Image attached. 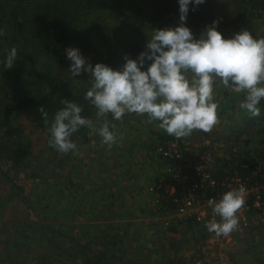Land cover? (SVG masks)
Wrapping results in <instances>:
<instances>
[{"label": "rangeland", "instance_id": "obj_1", "mask_svg": "<svg viewBox=\"0 0 264 264\" xmlns=\"http://www.w3.org/2000/svg\"><path fill=\"white\" fill-rule=\"evenodd\" d=\"M190 11L219 22L239 15L234 0H205L196 10H191L190 5ZM240 21L251 33L264 34V14L242 15ZM206 25L209 23L196 31L198 37ZM0 29L5 33L0 36V61L12 47L17 48L14 67L24 68L23 79L31 80L48 55L39 51L32 55L34 41L23 44L6 22L0 23ZM3 69L0 64V77ZM240 98L223 86H214V101L221 106L217 111L220 123L208 137L194 131L190 138H173L185 147L189 164L202 165L218 177L217 171L225 162L228 168L233 167L235 154H252L259 138L254 131L237 140L232 136L230 140L213 141L226 135L228 125L239 118ZM102 123L116 125L119 143L111 149L102 147L101 137L87 131V138L76 143L78 153L60 168L54 167V178L53 148L40 129L26 117L10 122L21 130L18 138L28 150L25 169L13 166L12 139L0 129V264H53V228L61 230L67 236L64 238L79 239L105 255H115L107 260L110 263L104 260L102 264H162L160 260L166 264H194L196 260L204 264H264V257L250 248L253 243L264 242V199L256 207L254 198H247L250 209L237 213L239 227L227 237L209 233L205 223L190 226L170 210L163 191L155 189L158 180L165 182L173 168L180 166V162L165 160L156 152L163 144L158 133L167 135L166 132L157 123L148 124L147 115L132 114L122 121H115L111 114L96 115L94 124ZM208 145L213 148L199 149ZM259 170L263 173L257 176ZM240 178L251 184L263 182L264 160L253 166L250 176ZM53 186L57 197H53ZM108 239L112 242L106 244Z\"/></svg>", "mask_w": 264, "mask_h": 264}, {"label": "trees", "instance_id": "obj_2", "mask_svg": "<svg viewBox=\"0 0 264 264\" xmlns=\"http://www.w3.org/2000/svg\"><path fill=\"white\" fill-rule=\"evenodd\" d=\"M234 3L237 5L238 18L223 19L217 26V30L225 38H230L241 30L250 31L240 21L242 15L259 17L264 14V0H234ZM104 15L108 18L105 19ZM213 20V17L206 14L200 15L199 12L189 11L186 26L192 30L196 38H199L196 31L204 24H211ZM1 22H6L13 35L22 38L23 44L34 41L35 51L32 55L36 51L48 55L41 61L38 71L32 74L31 80L23 79L26 72L22 67L3 69L1 72L0 129L3 130L4 136L12 139L10 146L13 149L10 150V156L13 166H21L25 169L27 161L24 158L28 155V150L21 145L18 138L21 130L11 126V120L26 117L48 139L47 126L38 109L44 106L51 120L54 113L63 107L61 101L64 98L82 105L84 109L82 115L92 119L93 123L96 118V108L84 99L85 92L91 86V78L88 73H82L74 78L68 72L71 64L65 52L68 47L79 48L93 65L102 62L118 69L125 63L123 59L125 54L135 59L141 51L145 50L153 29L175 27L180 20L178 0H0ZM252 35L255 38L264 37V34L252 33ZM149 63L150 61L145 63V70ZM242 98L241 96L240 99ZM259 107L261 109L259 117H251L241 110L239 118L233 120L225 129L228 131H226L227 134L219 135L213 140H230L232 136L237 140L243 135L250 134L251 131L259 135L258 145L252 154L247 152L246 154L243 152L244 156L242 152L235 154L233 167L228 168L225 162L226 164L224 163L218 169V180L227 176H250L253 166L260 160H264V100ZM87 131H89L88 128H81L73 135L72 140L78 143L86 139ZM206 135L208 133H205ZM173 138L175 137L158 133V140L162 143ZM243 141L245 144L248 143V139L244 138ZM212 148V145H208L201 146L199 149ZM71 155V153L62 155L53 149V178L54 167L60 168L64 162L69 161ZM243 163L247 166L242 167ZM262 173L263 170H259L257 176ZM219 183L220 181L215 187L216 191H220ZM53 197H57L54 186ZM172 204L175 205L173 202ZM186 222H189L190 226L196 223L192 219ZM169 229L176 231L173 226ZM64 236L61 230L53 228V264H102L104 260H106L104 263H110L107 260L115 258L114 254L113 256L105 255L78 241L79 239L74 240ZM109 239H115V237ZM109 239L106 244L112 242ZM250 248L264 257L263 241L253 243ZM75 259L78 263H75ZM160 263L166 264L162 260Z\"/></svg>", "mask_w": 264, "mask_h": 264}, {"label": "clouds", "instance_id": "obj_3", "mask_svg": "<svg viewBox=\"0 0 264 264\" xmlns=\"http://www.w3.org/2000/svg\"><path fill=\"white\" fill-rule=\"evenodd\" d=\"M180 23L175 27L155 28L144 51L133 59L127 54L118 69L97 62L94 65L76 47H68L71 61L68 72L76 78L88 73L91 86L84 99L97 110V117L111 114L115 121L125 116L147 115V123H157L159 129L177 140L190 138L194 131L211 133L220 123L221 107L214 101V86H223L240 95L238 107L251 117H259L264 100V37L255 38L241 30L225 38L217 30L218 19L206 25L199 38L186 26L187 15L205 0H178ZM0 29V36L4 35ZM18 60V50L12 47L0 61L11 70ZM144 69L146 62H149ZM63 107L51 120L40 106L49 133L48 146L62 155L78 153L72 137L81 128H88L101 137V146L111 149L119 143L116 125L102 123L82 115L83 106L64 98ZM247 189L241 184L222 194L219 201L210 198L212 220L205 227L217 238L227 237L239 227L237 213L246 207ZM219 217V221L216 217Z\"/></svg>", "mask_w": 264, "mask_h": 264}, {"label": "built area", "instance_id": "obj_4", "mask_svg": "<svg viewBox=\"0 0 264 264\" xmlns=\"http://www.w3.org/2000/svg\"><path fill=\"white\" fill-rule=\"evenodd\" d=\"M156 152L165 160L180 162V166L177 169L173 168L172 174L167 176L168 180L165 182L158 180L155 189L163 191L164 196L169 201V206H171L170 210H174L182 221L192 219L196 224H206L213 218L212 212H209L207 206L208 199L215 198L219 201L223 193L238 188L241 184L247 189V198H254V206L259 207L262 204L264 187L260 183L264 185V181L251 184L239 176L234 178L227 176L218 180L213 172L206 167L197 166L195 163L189 164L187 160L190 158L185 154V147L180 145L177 140L164 142L156 148ZM219 181L220 191H216L217 188L215 187ZM171 201L175 204L174 206ZM249 209L250 205L246 202V207L241 210L248 212ZM219 219L217 216L216 220ZM242 220V224L246 225L247 222L244 217ZM194 264H204V262L196 260Z\"/></svg>", "mask_w": 264, "mask_h": 264}]
</instances>
